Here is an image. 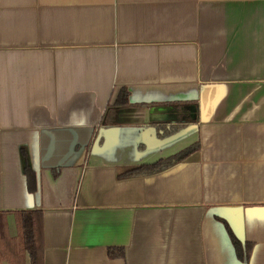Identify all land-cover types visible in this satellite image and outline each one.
I'll use <instances>...</instances> for the list:
<instances>
[{"label": "crops", "instance_id": "1", "mask_svg": "<svg viewBox=\"0 0 264 264\" xmlns=\"http://www.w3.org/2000/svg\"><path fill=\"white\" fill-rule=\"evenodd\" d=\"M22 211L43 264H264V0H0L2 264Z\"/></svg>", "mask_w": 264, "mask_h": 264}, {"label": "trees", "instance_id": "2", "mask_svg": "<svg viewBox=\"0 0 264 264\" xmlns=\"http://www.w3.org/2000/svg\"><path fill=\"white\" fill-rule=\"evenodd\" d=\"M198 148L195 146V149ZM191 152V149L188 148L181 152L178 157H186ZM154 167H142V171L151 170ZM19 222L21 226H19V233L17 235V241L21 247L22 251L19 252H27L32 264H43L42 258V239H43V214L41 211H22L20 212ZM230 235L235 245L238 254H240V250L242 245L237 238L234 237L233 233L230 231ZM11 246H9V249ZM10 252V251H9ZM10 255V254H9ZM109 256L111 258L116 257H124L123 249H110ZM3 259L0 257V264H2ZM11 264H17L14 260L11 261Z\"/></svg>", "mask_w": 264, "mask_h": 264}, {"label": "rangeland", "instance_id": "3", "mask_svg": "<svg viewBox=\"0 0 264 264\" xmlns=\"http://www.w3.org/2000/svg\"><path fill=\"white\" fill-rule=\"evenodd\" d=\"M22 254V252H20V253H18V256H20ZM27 257V256H26ZM25 261H26V259H25V257L23 258V263L25 264Z\"/></svg>", "mask_w": 264, "mask_h": 264}]
</instances>
